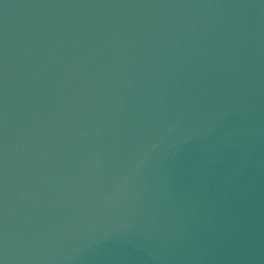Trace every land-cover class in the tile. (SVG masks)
<instances>
[{"label": "water", "instance_id": "obj_1", "mask_svg": "<svg viewBox=\"0 0 264 264\" xmlns=\"http://www.w3.org/2000/svg\"><path fill=\"white\" fill-rule=\"evenodd\" d=\"M0 264H264V0H0Z\"/></svg>", "mask_w": 264, "mask_h": 264}]
</instances>
